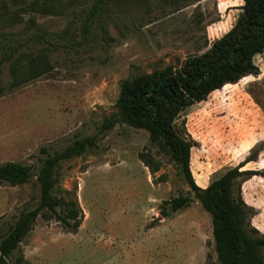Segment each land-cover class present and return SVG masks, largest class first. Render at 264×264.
<instances>
[{
	"label": "rangeland",
	"instance_id": "obj_1",
	"mask_svg": "<svg viewBox=\"0 0 264 264\" xmlns=\"http://www.w3.org/2000/svg\"><path fill=\"white\" fill-rule=\"evenodd\" d=\"M94 1L0 0V49L21 45L20 53L43 54L51 66L18 88L10 87L9 63L1 66L0 164L29 166L32 177L23 185H0V239L20 213L38 204L33 175L44 158L41 149L53 154L96 135L103 118L116 111L122 81L179 68L187 57L202 54L232 27L242 5L240 0L175 5L102 0L98 14L85 24ZM44 4L56 12L41 14ZM253 62L257 75L190 106L174 128L191 145L189 168L201 189L247 157L255 158L240 170L259 175L244 181L240 191L255 210L251 226L264 235V52ZM141 153L152 157L156 173L143 166ZM55 177L53 196L66 205L74 202L82 215L77 232H65L45 212L9 264L216 262L210 216L144 130L116 125L96 148L61 162ZM179 195L191 198L189 206L160 218L161 203Z\"/></svg>",
	"mask_w": 264,
	"mask_h": 264
},
{
	"label": "trees",
	"instance_id": "obj_2",
	"mask_svg": "<svg viewBox=\"0 0 264 264\" xmlns=\"http://www.w3.org/2000/svg\"><path fill=\"white\" fill-rule=\"evenodd\" d=\"M164 1L175 5L202 0ZM240 1V13L232 27L202 54L187 57L179 68L169 66L122 81L115 103L116 111L103 118L96 135L76 139L53 154L40 150L44 158L33 175L40 192L38 204L20 213L0 239V264H9L8 259L32 230L36 218L44 217L45 212L65 232H77L82 215H79L76 204L70 202L66 205L53 196L57 185L55 170L61 162L96 148L100 137L119 124L147 133L149 143L168 156L203 211L210 216L216 255L213 264H264V235L251 226L250 219L255 210L244 203L240 191L244 181L259 175L257 171L240 170L246 163L254 162L255 158L247 157L201 189L196 186L189 168L191 145L174 128L181 113L190 106L204 101L209 94L227 84H235L246 76L258 74L253 60L264 52V0ZM101 2L94 1L85 24L98 14ZM31 5L36 6L34 3ZM39 9L41 14L56 12L52 5L44 4ZM87 29L85 25V33ZM19 48L21 45L0 49V75L2 64L9 63L11 88H18L51 70L45 55L33 57L20 53ZM3 92L0 79V96ZM138 158L151 174L158 171L148 153H141ZM31 177L29 166L14 162L0 164V185H23ZM190 203L191 198L181 195L163 201L159 209L160 218H168Z\"/></svg>",
	"mask_w": 264,
	"mask_h": 264
}]
</instances>
